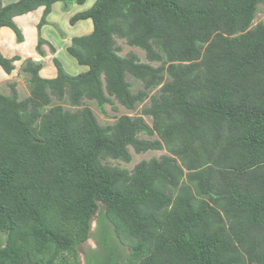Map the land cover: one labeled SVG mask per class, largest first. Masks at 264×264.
<instances>
[{"label":"trees","instance_id":"trees-1","mask_svg":"<svg viewBox=\"0 0 264 264\" xmlns=\"http://www.w3.org/2000/svg\"><path fill=\"white\" fill-rule=\"evenodd\" d=\"M61 1L86 2L0 0V27L21 40L14 16L42 7L39 35ZM262 3L94 0L76 10L69 23L93 28L67 52L86 69L69 73L54 57L57 74L44 77L42 59H28L29 94L16 83L0 92V264H80L94 215L105 255L92 264H264ZM117 39L147 61L121 55ZM18 58L0 51V66L9 73ZM147 97L139 114L106 125L88 105L133 110ZM129 147L169 154L120 167ZM110 236L129 253L116 258Z\"/></svg>","mask_w":264,"mask_h":264},{"label":"crops","instance_id":"crops-1","mask_svg":"<svg viewBox=\"0 0 264 264\" xmlns=\"http://www.w3.org/2000/svg\"><path fill=\"white\" fill-rule=\"evenodd\" d=\"M57 6H58V9L60 8L59 11L65 12L68 10L67 12H65L68 15L71 14V13L70 14L68 13L69 10L76 8L74 5L70 6L69 8H66L61 2H56L55 4H53L52 11L47 17V23H45L41 27L39 35L37 31V23L41 16L42 7L35 9L33 11H30V12L24 13V14H21V15L14 16L13 20L17 24V26L21 29V32H22L23 38L21 40H17L15 33L8 26L0 27V51L1 53H3L4 56L9 57V58L13 57L14 55H18L19 57L18 59L12 62V64L14 65V68L9 73L5 72L0 66V75H3L8 78L9 75L16 74L19 71L20 65L22 63H23V66L25 65L26 59L27 60L33 59V57L36 55L42 59L41 62H43V66L39 72H40V75L44 77L56 76L57 69H56L55 64L53 63L52 58L56 57L63 66V63H62L63 56H61L63 54H66L64 55V57L70 64L68 68L72 71V74H75V72L78 71V68H77L78 64L76 60L67 52V46L70 45L71 39L69 40V38L65 35L62 36L60 31L53 26L54 30L57 32L55 33L51 27L52 26L51 21H53L51 19V16L52 14H54V11L57 8ZM76 10H73V12H75ZM90 22H91L90 20L77 21L75 24H78L80 26V29L78 31H83V30L90 31L91 30ZM80 23L81 24L83 23L85 27H83V25H81ZM39 37H41L44 41H46L43 44H41V48H40L44 52V55H40V52L37 48ZM49 43L53 45L55 49L54 51L50 50ZM68 56H70V58ZM75 62H76V65L74 64ZM22 72L24 71L22 70ZM16 87H17V83H16Z\"/></svg>","mask_w":264,"mask_h":264},{"label":"rangeland","instance_id":"rangeland-1","mask_svg":"<svg viewBox=\"0 0 264 264\" xmlns=\"http://www.w3.org/2000/svg\"><path fill=\"white\" fill-rule=\"evenodd\" d=\"M3 1L6 3V2H9L11 0H3ZM93 2H94V0H86V2L83 5H80V4H74V5H75V7L78 10L79 8L84 9V8L90 7ZM61 3H62V1H61ZM76 8H73V9L69 10L68 13L69 14L71 13V14L68 15L67 13H65L68 10L65 11V12L59 11L60 8L58 9V6H57V8L54 11V14H52V16H51V19L53 20V21H51L52 29L54 30V28H53V26H54L55 28H57L60 31L62 36H64V35L67 36L69 38V40L71 39V36H73V35L88 34L93 28V25L90 22V25H91V27H90L91 30L90 31H85V30L78 31L80 29V26L78 24L71 25L69 23V21H68L69 17L74 13L73 10H76ZM41 14H42V12H41ZM87 20H89V19H87ZM262 21H264V3L258 5V9H257L256 15H255V18L253 20V24H256L257 22H262ZM81 25H83V23ZM83 27H85V25H83ZM54 32L57 33L55 30H54ZM117 43L119 45H121V47H122L121 51L119 52L121 55H124L127 52H129V51H133L134 53H136L137 55L140 56L142 61H147L143 50H141V49H139L137 47L128 46L124 42V40H121V39H117ZM40 48H41V45H40ZM46 51H48V50H46ZM64 55H66V54L61 55V56H63V60H62L63 62L62 61L61 62L63 63V66H64L65 70H67L70 73H72V71L68 68V66L70 64L65 59ZM68 57L70 58V56H68ZM74 64L76 65V62ZM152 64L157 65L158 63L157 62H152ZM21 66H23V63L20 65L19 71L16 74L9 75L8 78L3 76V75H0V92L8 94L9 90H10L9 89V85L12 84V83H17V87L16 88H17V90H18V92L20 94V98H23V97H25V96H27L29 94V92H28V90L26 88V84H25L26 83L25 80L27 79L28 74L25 73V72H22V70H21L22 67ZM77 68H78V71H76L75 73L82 72V71H84L86 69L85 66H79V65L77 66ZM140 87H141V85L139 83H136L134 89L137 90ZM158 89H159L158 87L153 89L150 94L157 95L158 94ZM149 102H150L149 97H147L143 102L138 103L136 105L135 109H133V110H127L123 106H120L117 111L113 110L111 108V106L107 104L105 106V110H106L105 113H102L96 107L95 104H92V102L88 103V105L92 108L93 112L95 113L98 122L100 124H102V125H106V124L113 123L114 120H115V117L119 116L120 114H130L132 116L136 115V114H139L141 108L144 107V106L149 105ZM52 103H55V101H53ZM64 106L67 107V105H64ZM144 118L148 122V124H151L150 116L144 115ZM140 136L141 137H145V135H143V134H140ZM129 152L131 153V161L129 163H125L123 161H117V163H118V165L120 167H125V168H128V169H131L137 162H139L142 159H149L151 157H160V155L163 154V153L164 154H169L165 149L148 150V151L141 152V153H135L134 150L131 147H129ZM114 163H116V162H114ZM102 207H103V205L101 203H99V208H102ZM95 219H96V215H94L92 217L91 229H93L94 226H95ZM0 235H2V234H0ZM89 242L92 243L90 237L86 241L81 242L77 246V253H78L80 264H82V251H81V248H82V246L85 243H89ZM125 252H126V254L129 253V249H128V247L126 245H125Z\"/></svg>","mask_w":264,"mask_h":264},{"label":"flooded vegetation","instance_id":"flooded-vegetation-1","mask_svg":"<svg viewBox=\"0 0 264 264\" xmlns=\"http://www.w3.org/2000/svg\"><path fill=\"white\" fill-rule=\"evenodd\" d=\"M97 228H98V226L95 224V229L92 232V234H90V236H89L91 238L92 243H90V242L85 243L81 248L82 264H87L88 261L90 262V264H92V262L98 261L100 257L103 258L105 255L103 250H102L103 249L102 244L100 243V240H102V238H101L102 236L95 234ZM109 239H110V243L112 245V246H110V250L115 253L116 258H120L123 251L125 252V245L120 243L118 238H116L114 236H110ZM0 245H2V244H0ZM123 260H125V258ZM22 264H24V263H22Z\"/></svg>","mask_w":264,"mask_h":264},{"label":"built area","instance_id":"built-area-1","mask_svg":"<svg viewBox=\"0 0 264 264\" xmlns=\"http://www.w3.org/2000/svg\"><path fill=\"white\" fill-rule=\"evenodd\" d=\"M33 60H34L35 62H39V61L41 60V58H40L39 56H34V57H33Z\"/></svg>","mask_w":264,"mask_h":264}]
</instances>
